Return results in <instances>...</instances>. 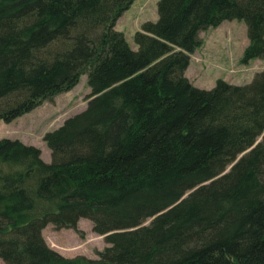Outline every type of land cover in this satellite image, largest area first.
<instances>
[{
  "label": "trees",
  "instance_id": "obj_1",
  "mask_svg": "<svg viewBox=\"0 0 264 264\" xmlns=\"http://www.w3.org/2000/svg\"><path fill=\"white\" fill-rule=\"evenodd\" d=\"M134 1L0 0V120L84 74L92 90L85 110L45 135L50 162L0 139V258L264 264V70L211 89L186 76L201 33L225 20L247 25L242 63L264 59V0H159L137 49L115 29ZM83 218L109 244L98 258L47 244L49 224L77 229Z\"/></svg>",
  "mask_w": 264,
  "mask_h": 264
},
{
  "label": "rangeland",
  "instance_id": "obj_2",
  "mask_svg": "<svg viewBox=\"0 0 264 264\" xmlns=\"http://www.w3.org/2000/svg\"><path fill=\"white\" fill-rule=\"evenodd\" d=\"M158 2L135 0L117 21L115 29L125 34L133 49L138 48L135 33L145 22L158 20ZM201 37L203 44L191 55L186 71V76L195 86L211 89L219 79L244 85L251 82L257 72L264 70V59L255 58L248 64L242 63L249 44L245 21L225 20L219 26L203 31ZM91 92L88 75L84 74L73 89L59 94L53 101H45L11 122L0 120V139H19L34 145L41 150L42 158L50 162L51 150L45 135L59 128L69 117L85 110ZM43 236L49 246L66 257L84 255L98 258V252L109 245L103 235L93 231V223L87 218L79 221L77 229H55L49 224L43 230ZM0 264H5L1 258Z\"/></svg>",
  "mask_w": 264,
  "mask_h": 264
},
{
  "label": "water",
  "instance_id": "obj_3",
  "mask_svg": "<svg viewBox=\"0 0 264 264\" xmlns=\"http://www.w3.org/2000/svg\"><path fill=\"white\" fill-rule=\"evenodd\" d=\"M259 141H260V140H259ZM259 141H257V143H258ZM227 171H228V170H227ZM186 195H187V194H186ZM186 195H185V196H186Z\"/></svg>",
  "mask_w": 264,
  "mask_h": 264
}]
</instances>
